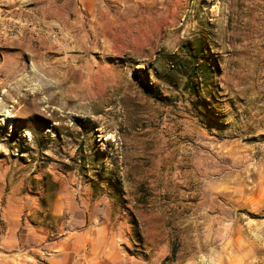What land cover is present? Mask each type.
Listing matches in <instances>:
<instances>
[{
  "label": "rangeland",
  "instance_id": "374dc122",
  "mask_svg": "<svg viewBox=\"0 0 264 264\" xmlns=\"http://www.w3.org/2000/svg\"><path fill=\"white\" fill-rule=\"evenodd\" d=\"M97 12L65 58L0 67V187L54 228H119L117 264H264V0Z\"/></svg>",
  "mask_w": 264,
  "mask_h": 264
},
{
  "label": "crops",
  "instance_id": "0c3cea01",
  "mask_svg": "<svg viewBox=\"0 0 264 264\" xmlns=\"http://www.w3.org/2000/svg\"><path fill=\"white\" fill-rule=\"evenodd\" d=\"M97 9L98 0H0V67L49 62L68 39L93 30ZM14 25L22 28V35L9 38L6 30ZM39 29L61 34V40L42 35ZM65 53L58 56L65 58ZM207 108L206 122L210 121ZM20 192L24 190L0 187V264H117L126 255L118 242L119 228L93 222L54 228L44 219L36 220L35 211L30 210L34 201L28 192ZM18 195L23 198H15ZM245 196L246 203L261 205L264 187Z\"/></svg>",
  "mask_w": 264,
  "mask_h": 264
},
{
  "label": "built area",
  "instance_id": "2783aa9c",
  "mask_svg": "<svg viewBox=\"0 0 264 264\" xmlns=\"http://www.w3.org/2000/svg\"><path fill=\"white\" fill-rule=\"evenodd\" d=\"M31 26L32 25H30V27ZM6 33L9 38H16L22 35V28L18 25L10 26L6 30ZM39 33H41L42 35H48L50 32L48 31V29H39Z\"/></svg>",
  "mask_w": 264,
  "mask_h": 264
},
{
  "label": "trees",
  "instance_id": "16d2710c",
  "mask_svg": "<svg viewBox=\"0 0 264 264\" xmlns=\"http://www.w3.org/2000/svg\"><path fill=\"white\" fill-rule=\"evenodd\" d=\"M200 47V45H198V48ZM200 49V48H199ZM193 50V49H192ZM200 52H202L201 50H198L196 53H195V51H194V54H193V56L195 57V58H199V53ZM206 74L208 73V70H205L204 71ZM188 86V89H189V87H190V83L188 82L187 83V85H186V87ZM143 88H144V90H145V92L149 95V96H151L152 98H154V99H160V97H159V95L153 90V87H151L150 85H148V84H144L143 85ZM191 88V87H190ZM195 92H196V90H195ZM203 105V104H202ZM203 106H205V105H203ZM173 253H175V249H173Z\"/></svg>",
  "mask_w": 264,
  "mask_h": 264
}]
</instances>
